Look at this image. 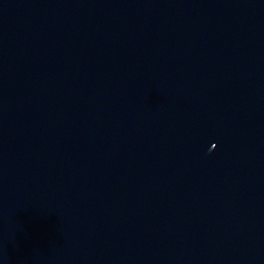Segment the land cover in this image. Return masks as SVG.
<instances>
[{
  "label": "water",
  "instance_id": "95a60500",
  "mask_svg": "<svg viewBox=\"0 0 264 264\" xmlns=\"http://www.w3.org/2000/svg\"><path fill=\"white\" fill-rule=\"evenodd\" d=\"M0 264H264V0H0Z\"/></svg>",
  "mask_w": 264,
  "mask_h": 264
}]
</instances>
